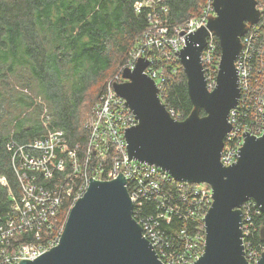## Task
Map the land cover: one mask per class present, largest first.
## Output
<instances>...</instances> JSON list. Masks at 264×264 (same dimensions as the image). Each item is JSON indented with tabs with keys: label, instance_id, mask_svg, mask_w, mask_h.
I'll list each match as a JSON object with an SVG mask.
<instances>
[{
	"label": "built area",
	"instance_id": "2783aa9c",
	"mask_svg": "<svg viewBox=\"0 0 264 264\" xmlns=\"http://www.w3.org/2000/svg\"><path fill=\"white\" fill-rule=\"evenodd\" d=\"M255 1L259 19L256 24L247 25L249 28L242 38L241 51L235 62L239 70L240 99L228 119L232 129L226 135L221 153L224 167L238 162L245 132L256 138L264 134V0ZM213 3L214 0H207L201 17L179 29L169 26V9L162 0L136 4L138 12L152 10L150 28L93 106L86 124L89 139L85 147L77 145L70 148L60 131L50 132L45 138L26 146L13 144L11 163L22 194L18 200L13 198L12 212L0 226V264L33 261L57 247L65 228L59 227L63 202H69L71 211L88 191L91 179L113 181L120 174L126 180L133 218L142 227L143 237L155 249L160 261L163 264H194L202 257L206 236L202 235L198 223L203 221L204 224L213 205L212 188L205 184L179 182L159 167L128 161L125 130L138 125V120L126 101L116 94L114 83L128 82L123 78L124 70L134 71L138 59L142 58L150 62L143 74L154 80L161 92L168 80L167 70L177 74L171 63L175 58L179 60L176 52L184 48L185 38L202 26L206 28L210 20L216 18ZM220 61L217 36L210 33L201 57L210 92L217 85ZM170 115L177 121H183L174 112ZM59 174L65 175L63 180L61 176L56 178ZM39 176L48 184L57 181L52 183V187H45L37 183ZM0 182L7 185L4 178ZM253 203L246 202L242 207L243 245L248 264H257L264 253V248L258 249L252 242L253 231H256L252 229L251 232L250 207ZM152 206L155 214H145L146 208ZM257 213H262L259 207ZM175 217L184 222L185 229L173 240L162 230V224ZM190 224L194 226L191 237L187 235ZM28 233L33 234L30 243L23 241V236Z\"/></svg>",
	"mask_w": 264,
	"mask_h": 264
},
{
	"label": "water",
	"instance_id": "95a60500",
	"mask_svg": "<svg viewBox=\"0 0 264 264\" xmlns=\"http://www.w3.org/2000/svg\"><path fill=\"white\" fill-rule=\"evenodd\" d=\"M216 18L185 38L176 52L188 78L190 99L196 110L183 121L173 119L160 98L154 80L144 75L149 61L139 58L134 71L126 68L114 83L116 94L138 120L125 130L129 160L154 165L175 180L212 188L213 205L206 218L205 252L194 264H248L243 245V213L254 201L264 213V134H243L238 162L221 163L229 115L240 99L239 70L235 67L242 38L256 24L255 0H214ZM220 42L221 61L215 90L210 92L201 57L207 38ZM203 110L206 115L201 116ZM264 244V228L260 231ZM20 264H163L142 227L133 218L126 180H90L86 194L70 211L59 245L33 261ZM257 264H264V253Z\"/></svg>",
	"mask_w": 264,
	"mask_h": 264
},
{
	"label": "trees",
	"instance_id": "16d2710c",
	"mask_svg": "<svg viewBox=\"0 0 264 264\" xmlns=\"http://www.w3.org/2000/svg\"><path fill=\"white\" fill-rule=\"evenodd\" d=\"M146 0H0V226L12 212L21 188L12 167L13 144L26 146L50 132H63L70 148L86 146L91 110L149 30L152 10H136ZM169 26L184 28L204 12L207 0H162ZM218 54L221 55L219 39ZM160 92L162 103L181 120L196 110L181 62L171 63ZM203 117L206 113L201 110ZM251 116V114H250ZM61 180L64 176L59 174ZM37 183L52 187L39 176ZM253 244L263 249L264 213L251 204ZM147 207L145 214H155ZM70 204L64 201L59 227L65 226ZM204 236L203 221L198 223ZM162 230L177 239L184 222L166 221ZM192 236L194 226L189 225ZM19 237H22V235ZM33 234L24 235L30 243Z\"/></svg>",
	"mask_w": 264,
	"mask_h": 264
}]
</instances>
